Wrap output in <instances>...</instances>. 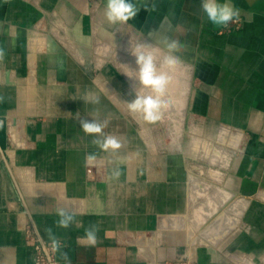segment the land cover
I'll use <instances>...</instances> for the list:
<instances>
[{
    "label": "crops",
    "instance_id": "crops-1",
    "mask_svg": "<svg viewBox=\"0 0 264 264\" xmlns=\"http://www.w3.org/2000/svg\"><path fill=\"white\" fill-rule=\"evenodd\" d=\"M231 3L238 27L214 26L201 0H141L117 25L106 0H0V264H35L29 225L46 242L52 229L61 264H264V0ZM165 17L187 48L162 69L168 107L149 123L127 108L140 91L129 51L159 68ZM82 118L121 147L92 143ZM58 209L76 222L58 227Z\"/></svg>",
    "mask_w": 264,
    "mask_h": 264
},
{
    "label": "clouds",
    "instance_id": "clouds-1",
    "mask_svg": "<svg viewBox=\"0 0 264 264\" xmlns=\"http://www.w3.org/2000/svg\"><path fill=\"white\" fill-rule=\"evenodd\" d=\"M141 0H106L104 15L109 24H124L134 19L139 11V3ZM201 13L205 14L208 20L217 27H227L230 23L239 19L240 11L236 8L231 0H201ZM165 23L168 24L173 36H165L161 41L167 55L161 66L158 68L156 57L150 51H144L139 46L130 50L129 54L135 58L137 65L136 80L140 85V91L134 93L135 98L127 103L128 111L134 116H139L144 121L154 123L161 119L162 110L168 107L164 97L168 91L170 84V76L168 72L163 71L167 68L174 71L181 62V56L187 48V43L181 39L187 34V29L183 24L172 25L171 21L165 17ZM3 51L0 50V59L3 58ZM132 79L128 73H124ZM143 90H147L145 94ZM133 91V90H132ZM132 94V93H130ZM3 97H0V101ZM80 127L86 135L93 136L92 143L96 144L104 151L117 150L121 147L119 141L112 136H104L103 139L96 137L103 136L106 124L97 122L95 119L91 121L80 119ZM96 159L95 155L89 154L86 157L87 163H92ZM117 176L119 173L116 174ZM57 226L68 228L75 223V216L66 212L64 209H58ZM51 241V248L54 252H58L64 247L53 234L52 229H46ZM98 225H90L85 229L84 235L78 237L77 243L83 247H94L98 243L97 233ZM65 264H71L70 258L66 252L61 253Z\"/></svg>",
    "mask_w": 264,
    "mask_h": 264
},
{
    "label": "built area",
    "instance_id": "built-area-1",
    "mask_svg": "<svg viewBox=\"0 0 264 264\" xmlns=\"http://www.w3.org/2000/svg\"><path fill=\"white\" fill-rule=\"evenodd\" d=\"M236 27L240 25L239 20L233 22ZM26 237L30 242L34 250V262L35 264H61L55 259V252L51 248V242L42 240L36 233L34 227L29 225L25 228ZM163 264H195L193 260L184 254L172 261L165 262Z\"/></svg>",
    "mask_w": 264,
    "mask_h": 264
},
{
    "label": "water",
    "instance_id": "water-1",
    "mask_svg": "<svg viewBox=\"0 0 264 264\" xmlns=\"http://www.w3.org/2000/svg\"><path fill=\"white\" fill-rule=\"evenodd\" d=\"M190 78H191L190 72L184 73V75H183V86H182V96H188V94H189Z\"/></svg>",
    "mask_w": 264,
    "mask_h": 264
}]
</instances>
